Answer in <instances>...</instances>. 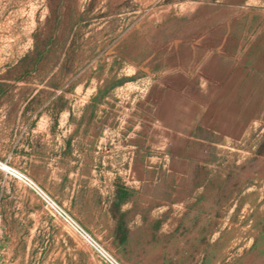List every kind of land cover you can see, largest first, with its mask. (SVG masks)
Masks as SVG:
<instances>
[{
    "label": "rangeland",
    "instance_id": "374dc122",
    "mask_svg": "<svg viewBox=\"0 0 264 264\" xmlns=\"http://www.w3.org/2000/svg\"><path fill=\"white\" fill-rule=\"evenodd\" d=\"M0 264H264V0H0Z\"/></svg>",
    "mask_w": 264,
    "mask_h": 264
},
{
    "label": "built area",
    "instance_id": "2783aa9c",
    "mask_svg": "<svg viewBox=\"0 0 264 264\" xmlns=\"http://www.w3.org/2000/svg\"><path fill=\"white\" fill-rule=\"evenodd\" d=\"M0 172L10 175L16 180L25 182L35 193L42 197L46 202L51 204L63 218L71 222L68 215L60 207L56 206L50 197L44 193V191L30 177L22 173L19 169L0 160ZM76 229L91 243L103 261L109 264H118L115 259L101 245L94 241L90 235L85 233L83 229L78 227H76Z\"/></svg>",
    "mask_w": 264,
    "mask_h": 264
}]
</instances>
